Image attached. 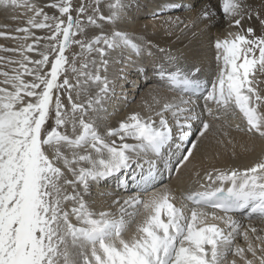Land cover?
I'll use <instances>...</instances> for the list:
<instances>
[{
  "label": "snow or ice",
  "instance_id": "obj_1",
  "mask_svg": "<svg viewBox=\"0 0 264 264\" xmlns=\"http://www.w3.org/2000/svg\"><path fill=\"white\" fill-rule=\"evenodd\" d=\"M0 5L23 8L28 16L26 26L13 30L23 37L0 31V38L33 40L4 47V53L13 55L0 56L5 65H18L11 72L0 71V264H238L237 258L241 264H264V236L255 237L260 246L252 241L247 248L234 246L237 235L248 239V231L241 232L239 222L229 215L264 217V159L242 172H207L205 178L221 186L186 197L196 205L190 214L183 205L176 206L167 191L147 201L137 196L113 200L120 208L118 218L94 210L86 199L92 185L113 176L128 173L122 186L129 179L146 185L154 178L157 168L152 162L146 172L137 164L139 172L133 174L130 154L150 152L166 165L171 163L165 157L173 155L172 146L179 151L187 143L190 148L176 159L177 165L186 166L194 156L192 149L198 147L190 139L196 134L191 121H200L196 132L201 138L211 128L196 113L198 105L191 95L203 99L202 112L208 116L214 115V108L227 111L234 106L246 120L240 130L264 139V0L258 7L251 0H223L220 10L237 31L229 33L230 39L214 42L216 59L222 63L210 88L179 68L157 69L162 83L182 85L189 98L182 95L178 101L163 102L155 111L157 119L132 114L108 130L110 140L88 119L89 109L96 110L94 106L113 91L107 76L100 74L107 70L109 51L130 47L139 54L143 46L151 55L153 44L151 40L134 43L119 30L110 35L101 32L91 40L77 37L100 22L118 24L125 11L123 0H92L91 4L80 0L75 5L73 0H53L44 7L30 0H0ZM201 15L209 22L216 13L205 9ZM33 29L50 34L36 37ZM42 39L49 43L39 50ZM73 45L80 47L82 55L70 60L66 51ZM33 51H38V59L28 55ZM16 54L20 59L13 58ZM174 59L169 55L170 61ZM198 72L194 67L192 75ZM65 92L67 103L62 99ZM76 97L84 99L78 102ZM69 126L73 135L62 131ZM226 183L231 186L224 188ZM140 205L143 218L136 222L132 218L138 213L128 209ZM205 206L224 213L213 212L212 218L222 221L226 229L206 224L207 213L199 210ZM133 223L135 229L126 237Z\"/></svg>",
  "mask_w": 264,
  "mask_h": 264
},
{
  "label": "bare ground",
  "instance_id": "obj_2",
  "mask_svg": "<svg viewBox=\"0 0 264 264\" xmlns=\"http://www.w3.org/2000/svg\"><path fill=\"white\" fill-rule=\"evenodd\" d=\"M75 1L73 0L74 3ZM89 1L84 0L85 3ZM30 2L44 7L52 3L53 0H30ZM116 2L117 0H112V3ZM176 2H180V4L187 2L190 5L194 1L123 0L125 11L118 24L113 25L107 21L100 22L99 27L89 26L84 36L77 37V39L91 40L101 32L110 35L112 32L119 30L126 33L134 43L143 44V42L151 40L153 44L151 55L143 46L139 54L130 47H121L109 51L107 70L101 71L100 74L107 76L113 91H110L100 105L94 106L96 110L89 109L88 113V119L94 122L96 130L106 140L112 139L107 135L108 130L118 127L121 121L127 120L132 114H139L141 117L151 115L153 119H157L155 111L159 110L163 102L178 101L179 97L184 95L182 85L162 83L156 74L157 69L163 68L166 72H171L179 68L183 73L191 76L192 79H198L202 83H207L209 88L211 87L209 82L216 73L218 63H222V61L218 62L216 59L217 50L214 48V42L217 39H230L229 33L235 32L237 29L228 24L220 10L223 0H197L194 3L198 8L197 12L187 14L183 12L185 9L175 5ZM251 2L257 7L260 4V0H251ZM205 9L216 13L214 20L203 21L201 13ZM45 10L48 11L49 15L53 14V10L46 7ZM27 18L28 16L24 14L23 8L13 9L0 5V31L11 32L13 35L23 37V33H15L13 30L26 26ZM221 20H225L227 23L224 31L220 30L219 27L218 22H221ZM193 24L196 25L195 28H192ZM185 25L188 26L189 30H185ZM32 31L36 37H44L50 34L47 30L33 29ZM31 43H33L31 38L15 41L0 38V56L13 55L4 53L2 51L4 47L16 48L20 44L27 45ZM44 43H49V41L42 39L38 46L39 50H42ZM159 49H164V51L161 52ZM72 54L73 56L82 55L78 45ZM28 55L32 59L39 58L38 51H33ZM169 55L175 57V59L170 61ZM13 58L18 60L20 56L16 54ZM0 65V71L9 72L13 67H18V65H5L2 61H0ZM29 66L31 67V65ZM145 66L147 67L145 68ZM194 67H198L200 72L192 75ZM25 79H31V77L26 76ZM138 81H140L139 85H137ZM95 91L96 88L93 85L92 92ZM184 98L188 99L189 95H184ZM62 99L67 103L66 92ZM76 99L81 102L84 97H76ZM191 99L195 100L198 105L196 113L201 114L202 119H207L211 124V128L203 138L198 133L196 134L193 143H196L198 147L192 149L194 156L189 158L186 166L176 164V159L183 154L185 145L181 146L180 151L182 153L179 151L174 152L176 145L172 146L171 152L173 155L165 157L166 160L170 159L171 163L166 165L157 161L150 152L136 154L138 155L136 160L131 159L133 174L139 172L137 164L143 165L146 172L149 163L152 162L156 164L157 168L154 178L146 185H141L139 181L133 183L129 179V182L122 186L121 182L128 178V173H123L109 178L106 182L92 185L89 197L86 199H88L89 205L94 210L111 212L118 218L120 208L112 203L113 200L117 198L124 200L130 196H137L139 199L147 201L153 194H161L167 191L171 197L175 198L176 206L183 205L184 210L190 214L191 209L196 205L186 197L195 195L205 189L211 190L221 186L219 182L208 181L205 178L207 172H212L213 169H219L220 171L238 169L242 172L258 160L264 159V139H261L258 134L253 135L240 130L246 127V120L238 109L234 106H230L227 111H218L214 108V115L208 116L202 112L203 99H197V95H191ZM129 104H131L130 108L124 110ZM167 118L170 122L172 121L170 114ZM191 123H193L192 132L195 133L200 126V121L194 119ZM62 131L73 135L70 126L62 129ZM127 142L134 143L131 139ZM187 148H190V145ZM130 155L131 158L135 156V154ZM149 155L152 159L148 158ZM230 186L228 183L223 185L224 188ZM199 210L207 213L205 217L206 224L215 223L218 227L226 229V225L222 221L212 218L213 212L217 216L224 215L220 210H215L210 206H205ZM128 211L138 213L136 217L132 218L136 222L142 220L144 211L142 205L137 208H129ZM229 215L239 222L241 232L248 231V239L246 240L243 235H237L234 239V246L247 248L249 241L260 246V241L256 240L255 237L257 235L264 236V217L253 216L249 218L241 213H230ZM125 218L129 219L128 217ZM252 227L257 229L256 233L250 231ZM134 229L135 223L131 225L125 236H131ZM257 255H259V252ZM247 257L251 259V254L248 253ZM229 259H233V257L229 256ZM237 260L238 264H241L238 258Z\"/></svg>",
  "mask_w": 264,
  "mask_h": 264
},
{
  "label": "rangeland",
  "instance_id": "obj_3",
  "mask_svg": "<svg viewBox=\"0 0 264 264\" xmlns=\"http://www.w3.org/2000/svg\"><path fill=\"white\" fill-rule=\"evenodd\" d=\"M194 2H192V4H188L187 2H183V3H181L180 4V2H176L175 3V5H179L178 7H182V9H185L183 12L184 13H190V12H197V10H198V8L194 5V3H196L197 2V0H193ZM80 2V0H76L75 1V3L73 2V4L75 5V4H78ZM89 4H91L92 3V0H90L89 2H88ZM196 8V10H195V8ZM193 9V10H192ZM189 11V12H188ZM182 12V11H181ZM73 15H75V13L73 14ZM224 22V23H223ZM219 23V27H220V30H222V31H224L225 29H226V22H225V20L224 21H222L221 20V22H218ZM221 23V24H220ZM18 26V25H17ZM77 48V45H73L72 46V48H70V49H68L67 51H66V55H68L69 56V59L70 60H72L73 59V52H74V50ZM71 51V52H70ZM50 59H51V56H50ZM167 59V58H166ZM1 66V65H0ZM167 66H169V65H167ZM167 66H164L165 68H168ZM147 66H145V68H146ZM151 67V66H150ZM152 68V67H151ZM217 69L218 68H216V73H215V75L213 76V79L212 80H215L216 79V76H217V74H218V71H217ZM133 78H135L134 76H133ZM3 79V77L2 76H0V80H2ZM133 81H134V79H133ZM136 82V81H135ZM139 83H140V81H138L137 82V85H139ZM134 101V100H133ZM130 103H132V102H130ZM130 106H131V104H129L128 106H126L125 107V109L124 110H126V109H128V107L130 108ZM123 110V111H124ZM123 111H121V112H123ZM54 123V122H53ZM195 133L197 134V132L195 131ZM196 134L194 135V136H192V137H190V139L192 140V142H193V140H194V138H195V136H196ZM186 147H189V145L187 144V143H185L184 144ZM185 147V148H186ZM182 148H180V150H181ZM184 149V148H183ZM179 150V152H181L182 153V151H180ZM177 152V150H176V147H175V150H174V152ZM134 156V155H133ZM132 156V157H133ZM136 157H138V155H136L135 154V156L132 158L133 160H136ZM154 157V156H153ZM135 158V159H134ZM149 159H152L151 158V156L149 155V157H148Z\"/></svg>",
  "mask_w": 264,
  "mask_h": 264
}]
</instances>
